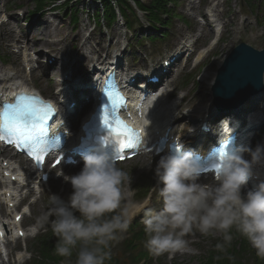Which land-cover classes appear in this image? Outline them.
<instances>
[{
  "label": "clouds",
  "instance_id": "obj_1",
  "mask_svg": "<svg viewBox=\"0 0 264 264\" xmlns=\"http://www.w3.org/2000/svg\"><path fill=\"white\" fill-rule=\"evenodd\" d=\"M221 128L222 143L231 144L228 119L221 122ZM181 149L162 155L156 164L155 179L162 185L159 210L148 207L147 201L132 199V177L103 148L85 155L77 174L58 172L71 184L72 192L66 199L50 194L48 211L39 217L41 224L52 218L55 254L65 258L66 264H105L111 259L113 243L142 212L147 237L144 246L153 256L190 250L185 236L193 229L203 236L220 234L222 242H217L215 249L225 252L235 230L248 240L257 257L264 259V181L255 189L242 191L253 167L264 162V144L223 150L214 169V184L200 182L201 164L191 152Z\"/></svg>",
  "mask_w": 264,
  "mask_h": 264
},
{
  "label": "rangeland",
  "instance_id": "obj_2",
  "mask_svg": "<svg viewBox=\"0 0 264 264\" xmlns=\"http://www.w3.org/2000/svg\"><path fill=\"white\" fill-rule=\"evenodd\" d=\"M90 1V0H89ZM208 3L209 8H215L220 13L223 14L221 18V26H222V33L220 34V42L218 43L217 47L208 58H205L203 63L198 68H201L199 71H194V69L187 65L183 66L180 64L177 68L171 72V79H168L167 82L171 81V86L169 92L173 90V87L181 88V91L175 92L179 98H181L184 94H186L194 85L196 89L199 86H202L203 89L205 82L202 80L203 74L210 75L216 68L219 66L220 62L226 57V55L233 49L236 45L241 42H245L257 49L264 48V0L263 4L260 0H206ZM252 1L254 3L253 10L249 9L245 3ZM59 3L61 0L58 1ZM226 3L228 5H226ZM243 4L240 7V4ZM204 0H179V4L177 6L176 13L182 14L186 21L188 22L187 26H185L177 17H174L171 26L167 29L165 38L163 40H159L156 43L148 42L145 44V34H154L153 26L149 25L148 22L144 21L142 15L141 22L136 25L135 29L132 32H129L125 29V25L123 19L119 17V19L114 23V25L109 26L108 22L105 21L101 26H97L94 32V25H93V15L96 13L95 6H88L87 0H79L77 2H72L69 6V11L65 13L64 8H57L51 13H44L45 11H39V13L32 15L30 17L31 12L34 10L35 3L33 0H3L0 2V11L2 10H9L10 13H6L9 17V22L14 26L15 32L18 35L25 33L28 30V26L34 20L41 18L42 16H46L48 20H54L58 18L62 24L65 26V29L71 30L72 34H75L79 28L84 27L83 35L85 37L90 36L89 32H92L93 35L91 37H103V49H106L107 45L112 42L110 39L113 35H116L119 43L117 45H112L111 49L116 50L118 48H123L122 44L125 42V45L129 46V50L126 54L123 53L124 61L134 58L137 63L147 66L149 69L153 68L156 69L160 66L161 61L167 58L173 51L181 46V42L187 41L189 38L187 35L192 31L195 32V37L201 36L202 28L201 25L203 21L199 18V14L203 13L204 8ZM261 4V5H260ZM194 5V6H193ZM9 6V7H8ZM9 8V9H8ZM89 9V10H88ZM79 12V20L75 23H71L70 20L73 19L72 15ZM70 13V15H69ZM205 14L207 12H204ZM2 15V14H1ZM0 15V16H1ZM189 15H193V18H187ZM19 20L20 23L17 24L16 20ZM107 23V26L104 24ZM211 24H208L207 28L211 35L203 36L198 40L199 47L201 45H207L211 39L214 38L216 31L214 29H209ZM120 34L122 36H120ZM144 34V35H142ZM183 38H180V37ZM4 31L3 25L0 26V66L2 64V60H5L8 63L7 66H4L2 70H0V76L4 73L9 75L15 74L18 69H21L23 73L19 75V79H22L25 84L29 86H33L38 89L42 94L46 97H52L54 95V89L59 86V83L63 79V74L67 71L69 67H72L74 71L82 70L84 73V69L86 67H78L75 65L76 61L79 57H75L68 63L66 66H63L57 73H52L56 63L49 64L48 60L50 57H54V53L47 51L46 49L40 50L39 46H35L31 51H27L26 54L30 60V73H28V69L23 67L22 68V61L21 65H17L13 57L16 55L14 51L19 50L18 45H12L9 48H6L3 42ZM27 41V40H26ZM121 43V45H120ZM73 44L67 43L68 50L72 49ZM89 45V44H88ZM78 45H75L77 48ZM24 52V51H23ZM23 52H21L22 59H23ZM42 52L41 56H39V60L36 61L38 53ZM123 52V51H122ZM106 52H101V54H91V56L97 57H104ZM120 53V52H118ZM121 56V57H122ZM66 57L64 56V60ZM82 60H85L84 58ZM111 58L105 60L104 64L109 63ZM127 62V61H126ZM98 63H102V61H98ZM66 67V68H65ZM77 69H75V68ZM35 69V72L33 70ZM8 70L11 73L8 75ZM65 75V74H64ZM6 77V78H7ZM17 77V76H16ZM9 83V80L5 82ZM13 83V82H11ZM199 85V86H198ZM193 93V92H192ZM204 96H207L205 93ZM264 100V97L262 98ZM209 101V100H208ZM213 97L209 101L213 103ZM251 104L249 101L248 106ZM80 106H78L77 110H79ZM184 113H188L189 108H183ZM77 117V116H76ZM76 117L74 119H76ZM194 125L197 127V123L195 122ZM189 131H187L186 135H188ZM3 159L0 158V163ZM157 161H151V157H142L136 159L135 161L127 162L122 164L120 167L127 171L130 177H136L140 174V172H146L147 174H151L155 170V164ZM155 173V172H154ZM61 185L60 182L55 181L51 184V187L58 188ZM131 191H133L132 182H131ZM156 195V193L154 194ZM37 197V195H36ZM132 199L137 202L136 196H132ZM48 193L47 196H42L39 198L38 202L34 206L33 211V220L36 221L37 217H41L46 210V206L48 204ZM1 205V203H0ZM11 217V216H9ZM29 218L26 219V222ZM30 222L32 223V219L30 218ZM28 225V223L26 224ZM49 224H47V227ZM220 234L215 236H203L198 231L193 229L191 233L185 236V239L189 241L192 237H195L199 241V246L196 247V254L197 256H191L190 254H184L179 252V255L175 258L171 259L168 256V261L164 260L163 263L168 264H199L200 260L207 254V252L211 249L216 237H219ZM34 238L33 235H29L27 238L17 241L16 243H10L8 245V253L10 259H13L10 262L7 258L4 264L10 262L8 264H17V249H23L26 245L29 249L33 251L36 250L33 244H29L28 241ZM208 255V254H207ZM121 254L119 255V257ZM158 257V256H155Z\"/></svg>",
  "mask_w": 264,
  "mask_h": 264
},
{
  "label": "bare ground",
  "instance_id": "obj_3",
  "mask_svg": "<svg viewBox=\"0 0 264 264\" xmlns=\"http://www.w3.org/2000/svg\"><path fill=\"white\" fill-rule=\"evenodd\" d=\"M127 16H129L127 11H124ZM49 13V12H47ZM213 16L218 21L223 17V14L220 13L218 10H214ZM17 24L20 23L19 20L15 19ZM216 21V22H217ZM3 30H4V37L3 42L6 48H9L13 44H16L19 46V54L15 55L13 57L14 62L17 65H21V52L25 51V54L27 51H31L35 46H39L40 50L46 49L47 51L54 53V57H50L49 61L53 64L56 63L54 70L51 74L57 73L63 66H66L68 63L71 62V60L75 57H79V59L76 61V65L89 67L87 70V75L84 77L87 79V77L90 75L92 71V65L94 62H98L99 58H90L91 54H99L102 52V38L99 37L97 39L92 38L91 36L85 37L83 35L84 27L79 28V30L72 34L71 30L65 29V26L62 24V22L56 18L54 20H48L46 16H42L32 24L28 26V30L18 35L15 32L14 26L11 23H3ZM207 23L202 25V33L206 36L211 35L210 31L206 29ZM120 36H122L120 34ZM114 43L117 45L119 43V40L117 39L116 35H113L110 38ZM27 40V41H26ZM94 41V43L92 42ZM67 43L78 45L75 49L68 50L67 48H64L67 46ZM218 42L214 43L217 45ZM89 44V45H88ZM125 44V42H123ZM122 44V45H123ZM121 45V43H120ZM183 47L181 48V50ZM204 53V51H202ZM43 54L42 52L38 53L37 61L39 60V56ZM109 52L107 53L106 57L109 56ZM25 56L26 61H30L27 59V55ZM64 56L66 59L64 60ZM200 56V55H199ZM198 56V58H199ZM85 60H82V59ZM102 58V63H105L106 58ZM91 62L92 65H91ZM221 64V63H220ZM96 68V67H95ZM35 72V69L33 70ZM17 75H21L23 71L21 69L17 70ZM216 77V70L213 71L210 75L203 74L202 80L205 82V89L202 88V86H199L198 89H196V86L194 85L186 94H184L181 97V101H177L175 104L168 103V97L165 95H158L157 97H154L148 101V103L145 106L144 109V117L151 120L150 127H156L160 128L165 125H170L173 122L174 117L177 118L178 122L174 127V129L181 124L182 130H188L194 122L203 123L204 125L208 123L214 124L215 121H217L220 118L219 110H221L224 114L232 115L233 112H236V109L231 111L230 113H227L221 109V107H225L226 102L220 101V104H217V107L212 106L209 102L213 98L215 99V96L213 94L212 85L214 83ZM21 81H19L20 83ZM18 83V82H16ZM15 84V83H13ZM12 84V85H13ZM24 84V82H23ZM8 86L7 88L5 86L2 87V92L7 94L8 93ZM193 92V93H192ZM74 94L77 96H80L81 93H83L82 89H74ZM207 94V96H204V94ZM209 100V101H208ZM89 107L92 108L95 104V102L90 98L88 101ZM81 104V102L79 103ZM86 105V104H85ZM183 108H189L188 113H184ZM239 110V108H238ZM67 111V108H63V112L65 113ZM82 112V110H80ZM255 112V111H254ZM229 125H232V122L230 120ZM239 121V120H237ZM253 122L244 123L242 122L241 125H239L238 129H240L243 133L247 132L249 136L246 138L249 139L250 136L253 134L250 133L249 127ZM198 126V125H197ZM221 126V125H220ZM201 128V127H200ZM197 129V128H196ZM222 129V128H221ZM218 134L220 137L222 136V130ZM211 134H215V131L208 132ZM203 133L202 128L197 129L196 131L192 132V135L185 139L184 141L187 143H192L193 141L197 142L199 140H202ZM236 135L239 136L237 133ZM262 137L264 134L261 135ZM209 134H205V143L208 142ZM249 143V142H247ZM264 144V141H263ZM0 155L5 156L4 153H1ZM85 155H82L81 157H84ZM9 167L12 168L13 164L8 162ZM3 166V164H0V167ZM255 169L259 171L261 181H264V162L257 164L254 166ZM17 176H19V173H17ZM259 182V183H260ZM49 183V182H48ZM258 183V184H259ZM257 184V185H258Z\"/></svg>",
  "mask_w": 264,
  "mask_h": 264
},
{
  "label": "trees",
  "instance_id": "obj_4",
  "mask_svg": "<svg viewBox=\"0 0 264 264\" xmlns=\"http://www.w3.org/2000/svg\"><path fill=\"white\" fill-rule=\"evenodd\" d=\"M57 0H39V6L42 7L43 5L48 4H54ZM105 4L106 9L108 12L111 13V19L114 20L116 17V11L113 10V6L110 0H102ZM136 3L139 5V7L147 12L148 17L152 19V21L161 20L162 15L168 14V4L171 2L174 3V0H146L148 4H143L141 0H135ZM118 8L121 13L127 18V15L124 11H127V9L131 10L129 6V0H119ZM132 14L134 15L135 12L133 11ZM130 20H128V25H130ZM234 239L232 241L231 246H228L226 248L225 252H219L213 248L208 255L204 258H202L199 262V264H264V259H261L257 257L256 250L254 248L249 249V242L246 238L243 236H240L239 234H234ZM239 238L241 240H239ZM142 239L141 234L134 235V240L129 241L126 244V247L129 248H136L138 240ZM48 245H43V249L46 252L44 261L42 264H60V261L63 259V257L57 256L55 254V245L51 243L49 240H47ZM148 252L143 253V251H139L137 254H135L132 258L134 262H139L140 260L143 261V264H149ZM105 264H124L119 261L118 258H111L110 260H106Z\"/></svg>",
  "mask_w": 264,
  "mask_h": 264
},
{
  "label": "water",
  "instance_id": "obj_5",
  "mask_svg": "<svg viewBox=\"0 0 264 264\" xmlns=\"http://www.w3.org/2000/svg\"><path fill=\"white\" fill-rule=\"evenodd\" d=\"M264 49L241 43L224 60L212 87L215 100L233 101L263 85Z\"/></svg>",
  "mask_w": 264,
  "mask_h": 264
},
{
  "label": "snow or ice",
  "instance_id": "obj_6",
  "mask_svg": "<svg viewBox=\"0 0 264 264\" xmlns=\"http://www.w3.org/2000/svg\"><path fill=\"white\" fill-rule=\"evenodd\" d=\"M108 99L111 104L112 112L114 113L121 98L109 92ZM26 101H36V103ZM5 107L10 109V121L12 125L9 129L10 133L16 134L18 136L17 142L24 144H27L29 141L36 143L38 140V137H34L25 131V129L28 128L29 122H32L33 127L36 123L43 124L54 111L50 104H45L36 97H20L15 105L9 104L5 105ZM102 120L104 126L109 130L119 145L116 159H123L124 157L121 153L124 148L135 146V134L118 117L113 116L110 120L108 115H104ZM221 155H223V152H221ZM37 159L39 160L40 157H37Z\"/></svg>",
  "mask_w": 264,
  "mask_h": 264
}]
</instances>
